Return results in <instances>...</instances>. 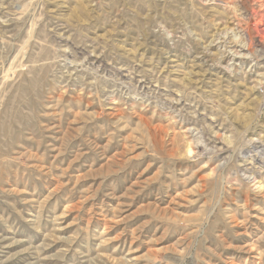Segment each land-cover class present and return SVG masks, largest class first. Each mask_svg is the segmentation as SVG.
Returning <instances> with one entry per match:
<instances>
[{
    "label": "rangeland",
    "instance_id": "374dc122",
    "mask_svg": "<svg viewBox=\"0 0 264 264\" xmlns=\"http://www.w3.org/2000/svg\"><path fill=\"white\" fill-rule=\"evenodd\" d=\"M0 264H264V0H0Z\"/></svg>",
    "mask_w": 264,
    "mask_h": 264
},
{
    "label": "bare ground",
    "instance_id": "6f19581e",
    "mask_svg": "<svg viewBox=\"0 0 264 264\" xmlns=\"http://www.w3.org/2000/svg\"><path fill=\"white\" fill-rule=\"evenodd\" d=\"M237 40V39H236Z\"/></svg>",
    "mask_w": 264,
    "mask_h": 264
}]
</instances>
